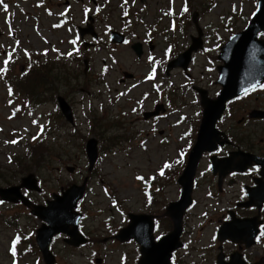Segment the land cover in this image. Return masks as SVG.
<instances>
[{"label":"rangeland","instance_id":"obj_1","mask_svg":"<svg viewBox=\"0 0 264 264\" xmlns=\"http://www.w3.org/2000/svg\"><path fill=\"white\" fill-rule=\"evenodd\" d=\"M64 1L0 0V32L3 33L0 34V187L19 185L21 178L32 175L39 181L41 192L28 197L34 202H43L71 184L81 185L87 178L86 201L109 208L107 196L114 194L119 200H129L127 208H123L130 207L133 211L145 200L147 187L142 179L159 169L168 174L167 162L178 168L176 161L181 162V152L190 144L186 138L192 125L178 127L176 122L182 115L189 117L197 110L190 103L195 97L194 89H204L213 98L218 87L212 83L208 68L212 61L207 58L218 54L220 39L223 40L219 48L229 36L246 26L248 16L255 10L254 1L187 0V5L186 0H86L85 7L93 5V1L101 7L95 22L100 40L84 57L82 52L76 53L77 43L80 45L75 40L74 28L85 20L80 12L84 7L68 0L72 6L68 24L58 26L57 21L62 18L60 3ZM194 12H198L196 23L203 31L205 45L201 52L192 55L188 80L179 69L165 76L161 65L181 53L190 44V38L196 37L191 23ZM185 18L188 19L183 25L181 20ZM125 20L131 24L124 23ZM111 29L127 33L131 42L128 39L129 43L124 46L108 45L107 33ZM85 38L90 41L89 37ZM134 42L143 44L139 59L130 49ZM149 45L156 49L149 51ZM77 57L78 61L72 60ZM40 62L46 65L49 79L42 76ZM31 67L39 74L32 81V75L24 79L34 84L33 88L20 77ZM123 72L133 74V78L120 82ZM154 78H157L158 90L154 87ZM38 92L41 96L36 98ZM27 95L32 97L30 101ZM58 95L72 103L73 127L63 117H56ZM156 103H163L167 111L155 119L143 120L142 111L152 110ZM183 104L185 110H182ZM230 115L229 110L225 117L227 126L232 125ZM108 137L116 139L108 142ZM89 138L97 139L99 151L96 171L93 168L92 172L87 171L84 153ZM33 146L37 148L29 159V147ZM103 148L106 149L102 151ZM7 154L16 155L13 163L17 166L10 163ZM35 159L36 162H31ZM73 167L74 172H67ZM81 208L86 209L85 201ZM119 222L120 218L113 223ZM38 227L39 221L23 207L1 204L0 264H40L34 244ZM86 229L95 234L89 235L85 230L91 240L86 247L65 248L62 238L54 243L56 263L91 264L90 258L101 257L103 264H117L116 255L110 256L102 242L106 234L103 220L89 222ZM17 237H22L26 246L15 247L16 259L10 252ZM121 245L130 252L135 249L133 243Z\"/></svg>","mask_w":264,"mask_h":264},{"label":"flooded vegetation","instance_id":"obj_2","mask_svg":"<svg viewBox=\"0 0 264 264\" xmlns=\"http://www.w3.org/2000/svg\"><path fill=\"white\" fill-rule=\"evenodd\" d=\"M65 1L70 5L68 0ZM261 38L264 40V35ZM226 110L224 117L215 125L217 131L213 146L203 149L196 164L189 205L180 220V249L169 258V264H264V82L229 101ZM229 110L232 125L227 126L225 117ZM254 112L262 113L263 117H254ZM198 130L199 124H196L186 138L190 142L184 149L186 158ZM185 164L186 159L183 167ZM180 174L161 178L164 180L159 183L153 180L149 207L144 211H134L135 214H148L155 237L172 230L173 221L167 208H172L182 196L183 187L178 181ZM37 203L45 204V201ZM26 211L29 212L28 209ZM81 214L84 221L88 217L97 219L102 212L96 210ZM232 223L237 224L234 232L230 229ZM79 230L95 235L93 230L82 225ZM116 234L115 229L108 228L102 239L106 251L110 256L116 255L117 264H140L137 248L124 252L120 248L122 245L115 240ZM60 238L66 247L64 237ZM95 238L92 240L97 243ZM56 241L52 240L50 244L51 253ZM89 242L88 238L87 245ZM93 251L92 256L96 255ZM89 261L91 264L104 263L101 257L90 258Z\"/></svg>","mask_w":264,"mask_h":264},{"label":"water","instance_id":"obj_3","mask_svg":"<svg viewBox=\"0 0 264 264\" xmlns=\"http://www.w3.org/2000/svg\"><path fill=\"white\" fill-rule=\"evenodd\" d=\"M262 20H264V0H259L257 11L255 12L254 17L251 19L247 28L242 33L232 36L225 46L221 48L219 59L224 62L225 66V70H221L220 72V81L222 82L223 90L218 98V101H204L203 103V124L201 125L197 137V143L195 144L193 150L191 151V155L189 156L187 166L179 179V183L182 185L184 193L180 202L174 203L172 208L168 209V214L172 217L174 222V231L171 235L161 239L158 244L151 245L157 250L159 249L160 252L156 260L151 263L152 260H149L150 254L148 248L149 245L152 244V241L150 235L151 229L148 226L146 234H144L143 240H141L143 243V259L140 264H163L164 261H167L170 252L180 247L179 243L177 242V236L180 230L181 215L189 204V193L191 190L194 170L202 150L205 148L211 149L209 148L211 146L205 145V140H208L207 135L211 132L215 120L222 112L224 102L231 99V97L235 95V92H233L234 87L235 84L239 83L241 76L243 77V83L247 85L251 84V87L264 80V53H262V50L264 49V42L257 41L256 39L257 31L263 27ZM88 32L92 33L90 28L82 30L81 35H84ZM111 40L112 42L120 43L122 38L120 35L113 34ZM192 42L193 44L182 56L183 59L176 64H172L169 69L174 66H182L185 69L191 52L196 51L200 47L198 40H194ZM133 49L137 55L141 54V50L138 46L133 47ZM124 77L131 78V75L125 74ZM58 101L61 112L66 117V119L71 122L69 107L66 105L63 99L59 98ZM153 115H157V111L150 114L149 116ZM149 116H145V119H147ZM86 153L91 169L97 158V142L95 139H90L87 142ZM68 171L71 172L72 168L68 169ZM21 187H24L28 190L39 191L36 187V180L32 175L22 179ZM19 188L20 187L0 189V200L9 201L12 203L21 201L24 205L28 206L29 202L23 196H21ZM83 189L84 188L82 187H74L65 191L61 197L53 196L52 201L48 202V206L46 208L33 206L31 214L49 225V229L43 226L41 229L37 230L36 238L39 248L42 251L46 261L51 258L47 251L48 243L50 238L56 233L64 231V233H66L71 238V240L67 242L73 244L74 246H78L79 244L83 243V241L79 238V235L76 233L75 221L77 217L73 212L76 202L82 196ZM137 220L138 219H133L130 225L124 229V235L126 234L124 239L127 240L132 237V231L135 229V225H137ZM69 226H71L72 229H69Z\"/></svg>","mask_w":264,"mask_h":264},{"label":"trees","instance_id":"obj_4","mask_svg":"<svg viewBox=\"0 0 264 264\" xmlns=\"http://www.w3.org/2000/svg\"><path fill=\"white\" fill-rule=\"evenodd\" d=\"M45 68V66L43 65V67L41 68V70H40V72H42L44 75H42V76H44L45 78H47V79H49V77L50 76H48L47 75V71H48V69H44ZM33 75L31 76L32 78L30 79V81H32V79L35 77V75H37V74H39V73H36V71H33V73H32ZM46 82L47 80H44V79H42V82ZM41 81H40V83H42ZM28 86L30 87V88H33L34 87V84H32V83H30V82H28ZM38 93L35 95V96H37L38 97ZM110 140V139H109ZM37 147H33V148H30V151H29V153H30V155L31 156H33L34 155V153H35V149H36ZM31 157H29V159H30ZM31 162H36V159L35 160H31Z\"/></svg>","mask_w":264,"mask_h":264},{"label":"snow or ice","instance_id":"obj_5","mask_svg":"<svg viewBox=\"0 0 264 264\" xmlns=\"http://www.w3.org/2000/svg\"><path fill=\"white\" fill-rule=\"evenodd\" d=\"M185 11H187V9L185 8ZM14 143V142H13ZM167 166V165H166ZM161 174H163V173H161Z\"/></svg>","mask_w":264,"mask_h":264}]
</instances>
